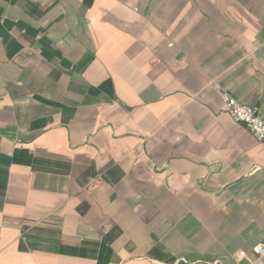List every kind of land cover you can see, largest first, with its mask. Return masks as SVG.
Listing matches in <instances>:
<instances>
[{
    "label": "crops",
    "instance_id": "0c3cea01",
    "mask_svg": "<svg viewBox=\"0 0 264 264\" xmlns=\"http://www.w3.org/2000/svg\"><path fill=\"white\" fill-rule=\"evenodd\" d=\"M264 0H0V264H249L264 240Z\"/></svg>",
    "mask_w": 264,
    "mask_h": 264
},
{
    "label": "built area",
    "instance_id": "2783aa9c",
    "mask_svg": "<svg viewBox=\"0 0 264 264\" xmlns=\"http://www.w3.org/2000/svg\"><path fill=\"white\" fill-rule=\"evenodd\" d=\"M212 87L219 93L225 108L233 118L244 125V127L257 140L264 141V120L258 115L255 108L236 100L227 90L215 81H211ZM254 258L249 264H264V240L256 243L253 248Z\"/></svg>",
    "mask_w": 264,
    "mask_h": 264
}]
</instances>
